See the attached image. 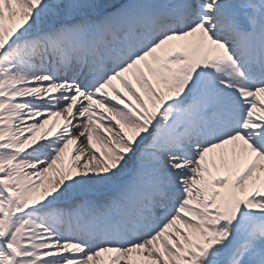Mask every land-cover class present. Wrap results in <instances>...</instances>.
Returning <instances> with one entry per match:
<instances>
[{"label": "snow or ice", "instance_id": "6c2138e0", "mask_svg": "<svg viewBox=\"0 0 264 264\" xmlns=\"http://www.w3.org/2000/svg\"><path fill=\"white\" fill-rule=\"evenodd\" d=\"M0 264H264V0H0Z\"/></svg>", "mask_w": 264, "mask_h": 264}, {"label": "bare ground", "instance_id": "6f19581e", "mask_svg": "<svg viewBox=\"0 0 264 264\" xmlns=\"http://www.w3.org/2000/svg\"><path fill=\"white\" fill-rule=\"evenodd\" d=\"M52 120H55L56 122H57V126H59V124H62L63 123V118L61 117V118H55V117H53L52 118ZM52 123V121L50 120L49 121V125ZM49 125H45V128H42V129H40V132H44L45 131V129L49 126Z\"/></svg>", "mask_w": 264, "mask_h": 264}, {"label": "rangeland", "instance_id": "374dc122", "mask_svg": "<svg viewBox=\"0 0 264 264\" xmlns=\"http://www.w3.org/2000/svg\"><path fill=\"white\" fill-rule=\"evenodd\" d=\"M40 133H42V132H40V130H39V132L37 133V135L39 136V135H40ZM49 135H51V134H49Z\"/></svg>", "mask_w": 264, "mask_h": 264}]
</instances>
